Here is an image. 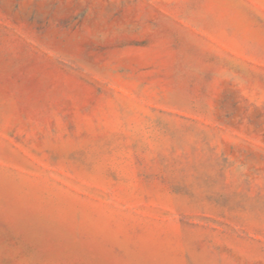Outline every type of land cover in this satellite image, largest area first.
I'll return each mask as SVG.
<instances>
[{
	"label": "rangeland",
	"instance_id": "obj_1",
	"mask_svg": "<svg viewBox=\"0 0 264 264\" xmlns=\"http://www.w3.org/2000/svg\"><path fill=\"white\" fill-rule=\"evenodd\" d=\"M0 264H264V0H0Z\"/></svg>",
	"mask_w": 264,
	"mask_h": 264
}]
</instances>
